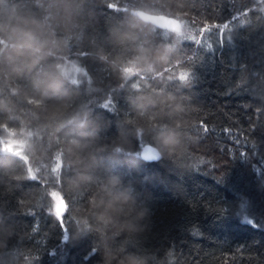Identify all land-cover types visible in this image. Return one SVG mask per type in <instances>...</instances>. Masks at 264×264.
Returning a JSON list of instances; mask_svg holds the SVG:
<instances>
[{"label": "trees", "instance_id": "16d2710c", "mask_svg": "<svg viewBox=\"0 0 264 264\" xmlns=\"http://www.w3.org/2000/svg\"><path fill=\"white\" fill-rule=\"evenodd\" d=\"M127 254L264 264V0H0V264Z\"/></svg>", "mask_w": 264, "mask_h": 264}, {"label": "clouds", "instance_id": "9594fccd", "mask_svg": "<svg viewBox=\"0 0 264 264\" xmlns=\"http://www.w3.org/2000/svg\"><path fill=\"white\" fill-rule=\"evenodd\" d=\"M133 16L136 18L137 21L143 22V17L139 12H134ZM137 24H132L131 27H137ZM126 38L130 40H135L136 37L132 33L126 34ZM140 56L132 58L129 62H120L117 67L120 69V74L124 78H128L133 72L138 71L140 69V62L143 61L145 63L146 70L152 69V64L148 62L149 60V53L150 50L139 48L138 49ZM157 51H160L159 49ZM61 75L64 79H67V76H64L63 73ZM75 143V141H72ZM120 180L118 177H112L109 181L103 186V193L104 196L107 197L105 200L102 197L101 203L104 205L105 208L110 209L115 207L116 210L120 214H130L132 212H136L138 205L136 202L135 197L132 195L131 190L124 189L121 190L120 187ZM147 214V210H142L137 213V218H142ZM116 257H112L115 259ZM117 264H143V261L138 258L134 254H127L117 260Z\"/></svg>", "mask_w": 264, "mask_h": 264}, {"label": "water", "instance_id": "95a60500", "mask_svg": "<svg viewBox=\"0 0 264 264\" xmlns=\"http://www.w3.org/2000/svg\"><path fill=\"white\" fill-rule=\"evenodd\" d=\"M141 16L145 19L153 20L156 22L162 21L161 20L162 18L158 17L156 15L143 13V14H141ZM166 22H169V21L166 20ZM141 156H142V158H144L147 161H157L162 157V153H161L160 149L158 147H156L155 145H153L151 143H146L143 145V147L141 149Z\"/></svg>", "mask_w": 264, "mask_h": 264}, {"label": "rangeland", "instance_id": "374dc122", "mask_svg": "<svg viewBox=\"0 0 264 264\" xmlns=\"http://www.w3.org/2000/svg\"><path fill=\"white\" fill-rule=\"evenodd\" d=\"M162 21H166L167 19H161ZM169 26L173 27V28H177L179 31H183L184 27L182 25V23H179L177 20L174 21H170V23L168 24ZM71 67L73 69H77V66L74 65V63H71ZM55 196V202H56V206L58 209H63L64 208V202L63 199L61 198V196L59 194H54Z\"/></svg>", "mask_w": 264, "mask_h": 264}, {"label": "snow or ice", "instance_id": "6c2138e0", "mask_svg": "<svg viewBox=\"0 0 264 264\" xmlns=\"http://www.w3.org/2000/svg\"><path fill=\"white\" fill-rule=\"evenodd\" d=\"M206 126V125H205Z\"/></svg>", "mask_w": 264, "mask_h": 264}]
</instances>
